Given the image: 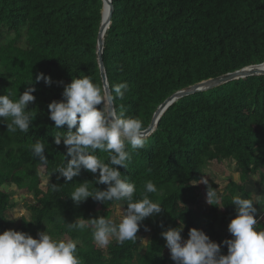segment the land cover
I'll return each instance as SVG.
<instances>
[{"label": "trees", "instance_id": "trees-1", "mask_svg": "<svg viewBox=\"0 0 264 264\" xmlns=\"http://www.w3.org/2000/svg\"><path fill=\"white\" fill-rule=\"evenodd\" d=\"M115 10L105 38L104 61L110 87L127 83L123 100L126 115L139 118L144 130L161 103L176 91L209 78L264 62V0H113ZM103 0H0V95L18 100L29 88L35 101L26 111L35 118L28 133L9 132L10 119L0 118V234L16 230L37 238L48 228L61 240H80V264H169V249L161 233L184 225L217 237L223 255L230 232L217 234V222L230 223L237 215L231 204L236 192L253 199L248 190L250 177L261 172L264 183V75L230 81L213 89L179 99L160 119L157 129L146 138L144 148L127 146V168L116 166L121 175L136 185L135 199L154 183L149 198L162 207L146 218L136 240L109 245L108 255L93 240L92 228L70 227L77 218L104 216L111 219L116 202L102 203L89 197L77 205L69 196L87 181L89 190H106L87 170L67 182L57 169L71 157L63 144L54 143L57 128L48 105L63 99L64 86L74 78L89 76L103 87L97 59L98 34ZM43 73L51 85L36 77ZM114 95V93H113ZM102 107V105L98 106ZM37 141L45 144L47 162L32 152ZM105 163L109 154L95 153ZM234 159L241 183L230 181L218 192L220 199L205 214L196 206L206 197L208 185L196 183L205 177L208 161ZM50 176L41 188L40 170ZM15 184L33 193L31 216L19 220L6 212L15 206L4 185ZM60 185L52 191L51 185ZM255 202V201H254ZM257 207V205H256ZM120 221L116 222L118 224ZM47 225V226H46ZM150 233V242L140 251L138 237Z\"/></svg>", "mask_w": 264, "mask_h": 264}, {"label": "clouds", "instance_id": "clouds-1", "mask_svg": "<svg viewBox=\"0 0 264 264\" xmlns=\"http://www.w3.org/2000/svg\"><path fill=\"white\" fill-rule=\"evenodd\" d=\"M41 80L49 86L52 83L51 78L43 73L36 77V82ZM128 90L127 83L105 90L89 76H80L64 86L62 100H54L48 105L50 119L55 126L67 125V131L55 133L54 143L60 145L63 141L67 156L71 157L55 173L65 178L67 184L82 170L94 175L99 172L96 183L107 185L106 190H89L85 181L69 197L77 205L89 197L102 203L125 201L127 204L118 224L104 216L77 218L70 223L72 228L91 227L93 240L100 247L108 246L112 237L119 244L136 240L141 223L162 211V207L148 196V193L157 191L153 182H146L145 193L135 199V183L122 176L116 167L127 168L130 158L127 146L136 150L144 148L146 143L142 121L127 116L123 105L117 111L116 99L123 100ZM35 91L34 87L27 88L18 100L11 99L10 94L0 95V118L10 119L11 122L6 123L9 132H29L35 118L26 109L35 101L36 97L32 94ZM100 105L102 107H98ZM97 150L109 154L108 163L95 154ZM32 152L40 161L47 162L43 141L35 142ZM202 182L208 185L207 203L220 207V199L208 179L203 178ZM59 188L60 185H51L54 192ZM257 203L239 195L232 198L231 204L235 205L237 215L228 225L233 238L224 241L228 247L227 255L221 253L220 244L212 241L203 230L190 229L187 240L181 235L183 223L180 227L163 231L161 235L166 240L171 259L175 264H264V228H257ZM38 237L11 229L4 231L0 234V264H80L76 242L53 239L48 228L38 233Z\"/></svg>", "mask_w": 264, "mask_h": 264}, {"label": "rangeland", "instance_id": "rangeland-1", "mask_svg": "<svg viewBox=\"0 0 264 264\" xmlns=\"http://www.w3.org/2000/svg\"><path fill=\"white\" fill-rule=\"evenodd\" d=\"M264 171V170H263ZM261 172L257 173L256 175H252L247 182L248 184V190L252 192V196L255 202L257 203L258 213H257V228H264V183L260 180ZM40 177H41V188L45 190L47 188V184L50 181V176L47 175L43 169L40 170ZM208 179V183H218L219 189L218 192H222L226 189V186L229 184L230 181H234L235 183L240 184L241 183V174L240 169L236 164V161L234 159H225L222 161H208L206 167H205V177ZM197 185H204L202 181L196 183ZM206 185V184H205ZM4 190H6L10 195L12 196V201L15 203V206L11 209H9L6 212V215L8 218L11 219H17L19 220L22 216H25L27 218H30L31 211L30 207L33 203H36L34 200L33 193L29 191L28 189H22L17 187L15 184L10 185H4ZM236 195L241 196L242 198H246L245 195L241 192H236ZM113 214L111 217V220L116 223L118 221H121L124 215V206L120 202H116L113 206ZM210 204L207 203L206 197H204L201 200V204L196 206V210L200 214H205L209 211ZM228 225L221 223L220 221L217 222V234L225 235L228 234ZM44 231H47L44 230ZM43 231V232H44ZM49 235L51 236L50 232L48 231ZM150 233L138 237L139 245H140V251L136 253V257L138 258L145 250L146 246L150 242ZM52 237V236H51ZM39 237L37 236V239ZM53 239H58L54 238ZM188 238L184 239L187 240ZM212 241L218 243L217 237L210 238ZM61 240H71L69 236H64ZM116 241L115 237H112L110 240V244L114 243ZM76 243H80V240L74 241ZM109 245L106 247H102L103 251L108 255L109 253ZM222 249V248H221ZM170 252V251H169ZM221 253L223 254V251L221 250ZM169 264H175V262L171 259V254L169 253Z\"/></svg>", "mask_w": 264, "mask_h": 264}, {"label": "water", "instance_id": "water-1", "mask_svg": "<svg viewBox=\"0 0 264 264\" xmlns=\"http://www.w3.org/2000/svg\"><path fill=\"white\" fill-rule=\"evenodd\" d=\"M114 10H115V6L113 0H103L102 22L98 34L97 59L100 67L103 88L105 90L111 89L106 66H105V61H104V51H105V38L107 35V31L109 30L112 24V17ZM253 75H264V62L260 64L249 65L237 71L226 73L218 77L209 78L207 80L201 81L199 83L190 85L186 88L176 91L171 96H169L163 103H161L157 108V110L155 111L150 125L148 126L147 129H145L146 138L154 133V131L157 129L158 123L162 118L163 114L167 111V109L171 105H173L179 99L198 92L213 89L230 81L246 78Z\"/></svg>", "mask_w": 264, "mask_h": 264}, {"label": "bare ground", "instance_id": "bare-ground-1", "mask_svg": "<svg viewBox=\"0 0 264 264\" xmlns=\"http://www.w3.org/2000/svg\"><path fill=\"white\" fill-rule=\"evenodd\" d=\"M106 10V9H105Z\"/></svg>", "mask_w": 264, "mask_h": 264}]
</instances>
